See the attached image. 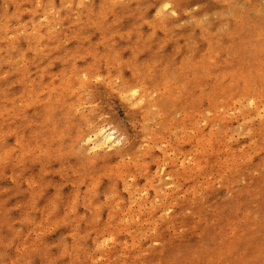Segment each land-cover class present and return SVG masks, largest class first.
<instances>
[{
  "label": "rangeland",
  "instance_id": "1",
  "mask_svg": "<svg viewBox=\"0 0 264 264\" xmlns=\"http://www.w3.org/2000/svg\"><path fill=\"white\" fill-rule=\"evenodd\" d=\"M0 264H264V0H0Z\"/></svg>",
  "mask_w": 264,
  "mask_h": 264
}]
</instances>
